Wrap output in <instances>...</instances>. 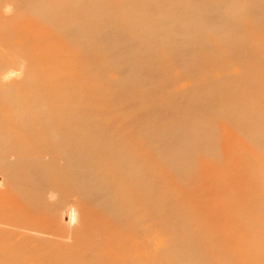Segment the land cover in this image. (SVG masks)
I'll use <instances>...</instances> for the list:
<instances>
[{
	"label": "bare ground",
	"instance_id": "6f19581e",
	"mask_svg": "<svg viewBox=\"0 0 264 264\" xmlns=\"http://www.w3.org/2000/svg\"><path fill=\"white\" fill-rule=\"evenodd\" d=\"M175 1L0 0V264H264V75L225 77L227 98L193 105L204 117L159 109L170 128L146 137L165 142L164 168L180 177L218 155L189 159L191 146L224 142L207 180L151 176L164 152L149 154L145 136L133 146L136 118L102 111L125 92L107 75L122 63L166 87L178 78L151 59L204 73L213 57L224 70L264 51V27L213 29L228 19L219 0Z\"/></svg>",
	"mask_w": 264,
	"mask_h": 264
},
{
	"label": "rangeland",
	"instance_id": "374dc122",
	"mask_svg": "<svg viewBox=\"0 0 264 264\" xmlns=\"http://www.w3.org/2000/svg\"><path fill=\"white\" fill-rule=\"evenodd\" d=\"M176 1H177V3H176ZM175 1V3H176V5L178 6V7H181V8H183L182 6H184V8L186 7H188L187 5H189V7L190 8H197V10L198 9H201L202 8V5H203V3H205V0H204V2H202L203 0H187L188 1V4H187V2H185L184 3V1L185 0H183L182 2H181V0H176ZM180 1V2H179ZM207 1V0H206ZM209 1V0H208ZM225 1H226V3H225ZM228 1V2H227ZM202 2V3H201ZM201 3V4H200ZM219 3H221L222 4V6L224 7L223 9L221 8V12H222V14L223 15H225L226 17H224L225 19H227L228 21H229V26H228V21L226 22L225 21V24L226 25H224V24H218V25H216L213 29L215 30L216 29V31L217 32H221L220 30L222 29V31L223 30H225L226 28L227 29H236V27H238L239 26V28L241 27L242 28V26L244 25L245 27L247 26V25H249V26H251V28H260V27H264V0H224V2H223V0H219ZM181 4V5H180ZM221 4H220V6H219V4H218V2H217V5L219 6L218 7V9L220 8V7H222L221 6ZM233 4V5H232ZM258 4V5H257ZM180 5V6H179ZM232 6V7H231ZM248 6V7H247ZM199 7V8H198ZM228 7V8H227ZM240 8V9H239ZM159 9V12L160 11H163L161 8H158ZM245 10V11H244ZM248 10V11H247ZM218 12H219V10H217ZM217 11H213L212 12V14H214V15H216V16H219L220 18H223V15H221L220 14V12L218 13ZM242 11H243V13L245 14V16H244V14L242 13ZM249 12L250 13H252V14H249ZM239 13L241 14V15H239ZM246 13H247V15H246ZM249 14V15H248ZM239 15V16H238ZM252 15V16H251ZM237 16V17H236ZM237 24H238V26H237ZM239 24H243V25H239ZM246 24V25H245ZM220 25H223V26H220ZM236 26L235 28L233 27V26ZM226 26V28H224ZM228 26V27H227ZM244 26H243V28H244ZM254 26V27H253ZM260 26V27H259ZM105 27V28H104ZM223 27V28H222ZM232 27V28H231ZM248 27V26H247ZM218 28V29H217ZM221 28V29H220ZM109 27L108 26H102L101 27V31L102 32H104V33H106L105 31L106 30H108L109 31ZM238 29V28H237ZM136 36L138 37V35H132V37L134 38V39H137L136 38ZM258 39H262V37L260 36V37H258ZM178 42H179V44H178V46H180V45H182L181 44V40H178ZM227 47V45H224L223 47H221L219 50H217V53H220V52H226V51H228L229 49V47L228 48H226ZM226 48V49H225ZM228 49V50H227ZM259 52V51H258ZM257 52V54H252V55H255V56H249V57H247L246 59L244 58V60L242 59V61L241 60H239V61H233V62H231V64L227 67V69H220L216 64H218L219 62H221V59L218 57V56H216V58L215 57H213V59L211 60L212 61V64L213 65H211V66H209L207 69H206V72L204 71V73H200V71H198L197 70V72H188V69H186V68H179V67H176V68H178V69H176L175 68V66H174V64H170V65H168V67L167 68H165L166 67V64H164V63H162L163 64V67H162V65H161V63L159 64V66H158V60H156V59H151L152 61H151V63L153 64V67H155V69H159V73L161 74V72H162V74L163 75H171V76H175L176 78H178L176 81H178V82H176L175 81V83L173 84V83H171L170 85H167L166 87L165 86H160L158 83H157V81L153 78V77H148L147 78V76H145V78H142V82H141V80L139 81V82H137V81H133L132 80V69H133V65H132V67H131V65H130V67H128L129 66V62L127 63H122L123 65H120L119 67H118V72H120V75H118L119 73L116 71L117 70V68H112V70H110V71H108V73H107V75H111V78H110V80H111V84H113L112 86H114V87H117V88H121L120 89V91H125V92H123L121 95H128V97L127 96H124L123 98L121 97V95L119 96V97H116L115 99H113V101L112 102H107V99H106V103H104L103 101H102V111H103V113L105 114V112H110V113H114L113 115L114 116H116V117H122L121 119L122 120H124V121H126V122H128L129 120H130V122H132V120L133 119H135L136 118V120L134 121L133 120V122H135V123H137V124H133V123H131V124H129V127L133 130V132L135 133L136 132V136H135V134H134V136L136 137V139H133V143H135V144H133V146H137V145H143V144H145L144 142H143V139L145 140L146 138V140H145V142H146V144L145 145H143V147L145 146V149H146V151L149 153V154H155V155H157L158 154V151H160V153L162 154V152H164L163 154L165 155V156H163V154H162V156L163 157H165L164 159H163V161H164V165H162L163 164V161L162 162H159V163H162V164H159V167H158V165H157V167H158V170H155L154 169V166H153V170H155L154 171V173L153 172H151V176L152 175H154V176H157V175H162V176H164L165 178L167 177V179H169L168 177L170 176V178L172 179V180H180V179H178L180 176H179V173L180 172H178L179 170H181V169H179L178 170V168H177V170H174V169H176V167H174L173 165L172 166H167V165H169L170 164V162L168 161V156H170V150L168 149V147H167V145H165L164 144V146H163V143L162 142H164V141H161V142H159V141H156V140H152L151 141V138L150 137H146V134L151 130V128H153L154 126L155 127H158V128H160V130H158V131H154L155 133H157L158 134V136L161 134V136L163 135V132H164V134H165V131L166 130H168L169 128H170V123H171V120L170 119H165V117H163V112H161V111H165L166 109L168 110L169 108L170 109H172L171 107H174V108H176V109H178V107L180 106L181 108H179V110H182V112H183V114L184 115H190V114H193V115H195L196 117H204V115H206L205 114V111L203 112L201 109H198V108H193V105H194V107L196 106V104L197 103H200L199 101H200V99H201V101H203L204 99H206V98H208V100H216V97H223V98H227V89L224 87V85H223V82L226 80V79H224L225 77L228 79H232L233 81H234V84H235V86H237L238 85V83L240 82V80H243L244 79V77L245 76H253V75H256V76H262V75H264V51L263 52H259L258 53ZM146 57H148V56H146ZM139 59V60H138ZM137 59V62L139 63V65L140 66H142V67H137V66H139V65H134L135 66V68H137V70H145L143 67H145L144 65H148L149 64V62H150V58L148 57V59H146V61L145 60H142V62H141V60H140V58H138ZM148 60V61H147ZM100 61V60H99ZM147 63V64H145V62ZM244 61V62H243ZM155 63H157V65L155 64ZM169 63V62H168ZM100 64L101 65H104V64H106V62H105V60H101V62H100ZM134 64H135V62H134ZM144 64V65H143ZM152 64L150 65H148L147 67H150V66H152ZM155 65V66H154ZM124 66H126V67H124ZM162 67V68H161ZM120 68H122V70L120 69ZM123 68H125L124 70H123ZM132 68V69H131ZM141 68V69H140ZM146 68V67H145ZM166 70H164V69ZM127 69V70H126ZM162 69L164 70V71H162ZM186 69V70H185ZM120 70V71H119ZM123 71H125V73H122L121 74V72H123ZM128 71H129V73H128ZM145 71H147V69L145 70ZM190 71V70H189ZM125 76H124V75ZM128 74H130L129 76H127ZM162 75V76H163ZM126 77V78H124V77ZM190 76H192V77H190ZM130 79V81H128ZM148 79V80H147ZM134 82H137V83H134ZM145 83H146V85H145ZM155 83V84H154ZM128 84V85H127ZM219 84V85H218ZM149 85V86H148ZM168 86H170V87H168ZM163 87V88H162ZM104 88H106L107 90L109 89V87H108V85L107 86H103V90H106V89H104ZM194 89H195V91H194ZM201 89V90H200ZM153 90V91H152ZM155 91V92H154ZM190 91V92H189ZM192 91H194L193 93H192ZM198 91V92H197ZM207 91V92H206ZM216 91V92H215ZM127 92H128V94H127ZM189 92V93H188ZM126 93V94H125ZM192 93V94H191ZM182 94H183V96H182ZM186 94V95H185ZM206 94H208V95H206ZM182 96V97H181ZM204 96H206V97H204ZM128 99H127V98ZM178 97V98H177ZM184 97V98H183ZM199 97H202V98H199ZM117 98H119L120 100H118ZM176 98V99H175ZM186 98V99H185ZM190 98V99H189ZM179 99V100H178ZM183 99H185L184 101H183ZM114 100L116 101V102H114ZM212 100V101H213ZM118 101V102H117ZM178 101L180 102V103H178ZM182 101V102H181ZM187 101V102H186ZM126 102V103H125ZM170 102H171V105H170ZM172 102H174V103H172ZM186 103V104H183V105H181L182 103ZM230 102V101H229ZM104 103V104H103ZM109 103H114V105H112V104H109ZM132 103H133V105H132ZM117 104V105H116ZM120 104V105H119ZM124 105H126L125 107H124ZM131 105V106H130ZM173 105V106H172ZM179 105V106H178ZM199 105V104H198ZM197 105V106H198ZM119 107V109H117L118 107ZM128 106H130V108H128ZM167 106V107H166ZM170 106V107H169ZM176 106V107H175ZM184 106V107H183ZM189 106H191V107H189ZM108 107V108H107ZM120 107H121V110H120ZM132 107H134V108H132ZM155 107V108H154ZM125 108V109H124ZM126 108H127V110H126ZM152 108V109H151ZM158 109V112H160V113H158V112H155V113H157V114H159V115H157V114H154L153 112L156 110L157 111V109ZM191 110H190V109ZM193 108V109H192ZM109 109H111L110 111H109ZM118 111H117V110ZM155 109V110H154ZM159 109L161 110V111H159ZM198 109V111H196ZM123 110V111H122ZM151 110V111H150ZM152 110H154V111H152ZM188 110V111H187ZM201 110V111H200ZM122 111V112H121ZM125 111V112H124ZM194 111V112H193ZM151 112V113H150ZM108 113H107V115H108ZM140 113H142V114H140ZM144 113H145V115H144ZM190 113V114H189ZM207 113V112H206ZM102 114V113H101ZM151 114V115H150ZM153 114V115H152ZM103 115V114H102ZM138 115H140L141 116V118H139L138 117ZM143 115V116H142ZM149 116V117H148ZM160 116V117H159ZM162 116V117H161ZM142 117H144L143 118V121L144 122H141L140 120L142 119ZM156 117V118H155ZM138 118L140 119V120H138ZM163 119V120H161L160 121V119ZM145 119V120H144ZM149 119V120H148ZM155 119H156V121H155ZM157 120H159L158 122H157ZM138 121L140 122V123H142L141 125H138L139 123H138ZM166 121V122H165ZM170 121V122H169ZM130 122H128V123H130ZM154 122V123H153ZM157 122V123H156ZM167 123H169V124H167ZM154 124V125H153ZM158 124V125H157ZM163 124V125H162ZM167 124V125H166ZM133 125H135V126H133ZM136 125H137V127H136ZM161 125V126H160ZM132 126V127H131ZM139 126H141V127H139ZM166 126V127H165ZM133 127H135L136 128V130L137 131H135V128L133 129ZM146 127V128H145ZM138 128V129H137ZM158 128H156V129H158ZM148 129V130H147ZM155 128H153V130H156ZM164 129V130H163ZM141 130H143V131H141ZM147 130V131H146ZM152 131V130H151ZM150 131V132H151ZM159 132V133H158ZM162 132V133H161ZM167 132V131H166ZM142 134V135H141ZM148 135V134H147ZM138 136V137H137ZM144 136L146 137V138H144ZM206 138V137H205ZM209 140H208V139ZM206 138V143H205V147L204 146H200L199 144H195V147H192L191 146V149H190V146L188 147L190 150H188L189 152L190 151H192L191 153H188L189 155H188V157H190L189 159H192L191 157H196V158H198L199 157V153H198V151L200 152V150L202 151V152H204V154H205V156H211V155H214V156H216L217 154L219 155H217L216 157H214V160H216V161H214L213 160V162H207V163H209L208 165L206 164V162L205 163H203V165H206V166H202V169L200 168V166L202 165V163H200V162H197L196 164H200V165H198L199 167H198V169L195 171V172H193V173H195L194 174V176H191L193 173L190 171H186V173H184V175L181 173V176L182 177H185V179H187V177H189L188 179H190L191 177L193 178V179H199V180H207V179H210L211 177H212V171H211V169H212V167H220V166H222V163H224L223 162V160H225L226 159V157H224V158H221L220 156H224L225 154H223L221 151H223L224 150V142L223 141H221V140H219V139H217V138H215V139H217V140H215L214 138L213 139H211L212 137H207ZM138 139V140H137ZM149 140V141H148ZM211 140V141H210ZM215 142H213V141ZM136 141V142H135ZM153 141H155V142H157V143H155V142H153ZM148 142H149V144L151 145V142H152V145L150 146L149 144H148ZM212 142V143H211ZM160 143V144H159ZM162 143V144H161ZM165 143V142H164ZM209 143V144H208ZM158 145V146H157ZM199 145V146H198ZM150 146V147H149ZM194 146V145H193ZM209 146V147H208ZM222 146V147H221ZM154 147V148H153ZM161 147H162V149H161ZM163 147H164V149H163ZM165 147H166V149H165ZM202 147H203V149H202ZM153 148V149H152ZM194 148L197 150V151H195L194 150ZM198 148V149H197ZM206 150H205V149ZM221 148V149H220ZM222 148H223V150H222ZM152 149V150H151ZM160 149V150H159ZM220 150V151H218L217 152V150ZM151 150V151H150ZM164 150H166V151H164ZM214 150V151H213ZM215 150H216V153H215ZM170 151V152H169ZM205 151H206V153H205ZM156 152H157V154H156ZM169 152V153H168ZM196 152V153H195ZM202 152H200V154L202 153ZM159 153V154H160ZM168 153V154H167ZM220 153H222V154H220ZM160 154V155H161ZM191 154V155H190ZM197 155H198V157H197ZM216 158V159H215ZM167 160V161H166ZM192 161V160H191ZM220 161L222 162V163H220ZM166 162H168V164L166 163ZM193 162V161H192ZM226 162V161H225ZM165 164H167L166 166L169 168L168 169V171L166 170L167 169V167L166 168H164V166H165ZM162 165V167H161V169H163L162 171H161V169H160V166ZM171 167L173 168V170H174V172H172L173 170H171ZM207 167H208V169L210 168V170H208L207 169ZM200 168V169H199ZM165 169V170H164ZM171 172H170V171ZM201 170V171H200ZM158 171V172H157ZM177 171V175L175 176V172ZM163 172H165V173H163ZM170 172V173H169ZM183 172H185V170L183 171ZM263 172H264V170H263ZM173 175H172V174ZM188 173H190L189 175H188ZM185 174L186 175H188V176H185ZM197 175V177H195ZM173 176V177H172ZM263 176H264V173H263ZM178 177V178H177ZM182 177H180V178H182ZM195 177V178H194ZM174 178H176V179H174ZM183 179V178H182Z\"/></svg>",
	"mask_w": 264,
	"mask_h": 264
}]
</instances>
